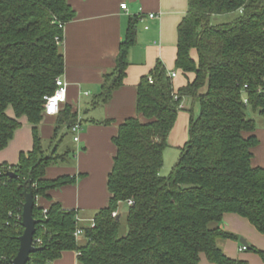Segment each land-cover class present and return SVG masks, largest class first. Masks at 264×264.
<instances>
[{"label":"trees","instance_id":"obj_1","mask_svg":"<svg viewBox=\"0 0 264 264\" xmlns=\"http://www.w3.org/2000/svg\"><path fill=\"white\" fill-rule=\"evenodd\" d=\"M226 15L235 16L212 23ZM73 18L68 0H0V151L22 117L33 137L32 150L21 153L17 165H0V264L17 254L24 193L35 201L77 181L44 178L47 167L68 161L70 151L46 153L37 130L43 98L64 72L63 27ZM134 35L130 22L117 67L104 77L100 104L122 85ZM175 68L193 76L177 91L161 64L139 82L137 117L122 122L112 140L108 205L85 221L57 203L46 210L35 204L33 244L40 250L26 264H52L64 252H74L77 264H201V257L209 264H248L226 257L218 241L235 239L221 228L225 214L246 219L264 234V168L252 165L259 142L249 115L264 123V0H188ZM184 98L198 103V113L190 116L187 142L164 177L163 152ZM76 121L63 106L57 127L70 133ZM245 247L264 262V251Z\"/></svg>","mask_w":264,"mask_h":264},{"label":"crops","instance_id":"obj_2","mask_svg":"<svg viewBox=\"0 0 264 264\" xmlns=\"http://www.w3.org/2000/svg\"><path fill=\"white\" fill-rule=\"evenodd\" d=\"M121 4H126V11L121 10ZM68 5L74 18L63 27L64 72L61 77L67 84L64 106L77 115L82 131L76 143L65 127H57L58 116L44 115L37 130L46 153L70 151L68 161L46 168L44 178L54 180L69 176L76 177L77 181L48 191L47 197H37L35 204L46 210L57 203L64 210L77 212L81 220L89 221L108 205L107 178L116 155L112 140L122 122L137 117V87L141 78L161 64L168 74H177L172 79L173 89L177 91L193 77L184 76L175 68L178 27L188 11V0H68ZM130 22L134 23L135 35L134 45L127 53L125 77L111 99L100 104L104 77L117 67L120 45L125 42ZM192 57L196 59L195 52ZM194 103L191 98L182 99L163 161L168 148L180 152L187 142L190 116L195 117ZM6 114L14 118L11 108ZM19 123L13 139L0 151V165H17L19 155L33 148L32 126L25 117L20 118ZM255 135L259 144L253 149L252 165L264 168V129L256 130ZM67 137L71 138V143L65 142ZM221 228L235 237L218 241L226 257L248 264H264L250 249L239 252L241 245L237 243V239H243L244 246L264 251V234L236 214H225ZM76 240L79 245L85 243L82 235ZM52 264H77V255L64 252ZM201 264L209 263L201 257Z\"/></svg>","mask_w":264,"mask_h":264},{"label":"built area","instance_id":"obj_3","mask_svg":"<svg viewBox=\"0 0 264 264\" xmlns=\"http://www.w3.org/2000/svg\"><path fill=\"white\" fill-rule=\"evenodd\" d=\"M121 10L126 11L127 7L126 4H121L120 6ZM150 18H153L151 15ZM60 44V42H58ZM168 76L171 79H174L177 74L175 72H171L168 74ZM149 82L151 81L150 78H148ZM246 88V86L244 87ZM66 98H67V84L63 81L62 77H58L55 80V89L51 95L45 96L43 98V104H42V113L44 116H51V117H56L60 113L61 109L66 103ZM246 103V100H244ZM82 131V126L81 122L76 121V123L70 128V134L72 135L73 141L78 142L79 141V136ZM133 203L132 201H128L127 205L131 206ZM45 213V212H44ZM113 217H116V213L112 214ZM80 221V219H77ZM83 234L81 229H77L74 233L75 238H78ZM36 243H39V241H35ZM34 246V244H33ZM246 251V247L241 245L239 248V252H244Z\"/></svg>","mask_w":264,"mask_h":264},{"label":"water","instance_id":"obj_4","mask_svg":"<svg viewBox=\"0 0 264 264\" xmlns=\"http://www.w3.org/2000/svg\"><path fill=\"white\" fill-rule=\"evenodd\" d=\"M11 177L15 176L11 174ZM35 206V201L33 195L30 192L24 193V204L22 207L21 214V226L23 228V233L19 237V248L16 256L10 262V264H26L29 260V255L38 252L40 248L33 246V235L35 233V225L37 221L32 217V210ZM241 245H246L243 239H240Z\"/></svg>","mask_w":264,"mask_h":264},{"label":"rangeland","instance_id":"obj_5","mask_svg":"<svg viewBox=\"0 0 264 264\" xmlns=\"http://www.w3.org/2000/svg\"><path fill=\"white\" fill-rule=\"evenodd\" d=\"M234 16L235 15L216 16V17L213 18L212 23L213 24L225 23V22L230 21ZM198 107H199L198 106V103H194V114H195V116L198 113ZM249 115H250V117L252 119L255 120L256 130H262V129H264V123L261 120V118L258 117V115H253L251 113H249ZM70 139H71L70 137H67L65 139V142L71 143ZM178 155H179V150H177L176 148H168L165 151L163 166H162V168L160 170V175L161 176H164L165 177V176H167L170 173V170H171L173 164L175 163ZM237 243L240 244V239H237Z\"/></svg>","mask_w":264,"mask_h":264}]
</instances>
